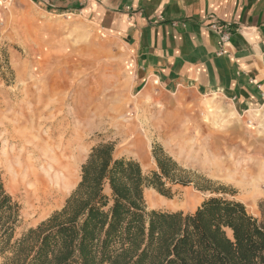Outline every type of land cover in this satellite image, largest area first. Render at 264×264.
I'll return each instance as SVG.
<instances>
[{"label": "rangeland", "instance_id": "rangeland-1", "mask_svg": "<svg viewBox=\"0 0 264 264\" xmlns=\"http://www.w3.org/2000/svg\"><path fill=\"white\" fill-rule=\"evenodd\" d=\"M59 8L46 0H0V129L9 126L11 135L23 129L37 142L51 143L73 167V185L58 205L42 211L28 207L25 189L0 165L6 190L22 206L19 233L64 207L81 181L82 166L100 144H112L116 159L138 162L147 175L158 170L153 150L160 147L192 172L191 178L224 189L200 191L198 180L173 186V197L166 198L148 188V210L194 213L205 200L220 196L242 202L264 221V193L253 194L242 185L245 173H264L255 169L264 167V106L236 110L227 100L206 106L194 99L189 107L167 108L142 98L133 76L123 74L127 53L119 35L79 10ZM128 134H138L145 154L123 146ZM216 165L224 174L215 172ZM155 198L163 202L154 206Z\"/></svg>", "mask_w": 264, "mask_h": 264}, {"label": "trees", "instance_id": "trees-1", "mask_svg": "<svg viewBox=\"0 0 264 264\" xmlns=\"http://www.w3.org/2000/svg\"><path fill=\"white\" fill-rule=\"evenodd\" d=\"M153 157L158 170L147 175L116 159L112 144L94 147L64 207L21 234L22 206L0 173L1 264H264V221L240 201L213 196L194 213L148 210V188L172 198L173 186L199 180L200 191H224L191 178L160 147Z\"/></svg>", "mask_w": 264, "mask_h": 264}, {"label": "crops", "instance_id": "crops-1", "mask_svg": "<svg viewBox=\"0 0 264 264\" xmlns=\"http://www.w3.org/2000/svg\"><path fill=\"white\" fill-rule=\"evenodd\" d=\"M46 1L119 35L127 53L123 74L133 76L142 98L167 108L194 99L206 106L227 100L236 110L264 106V0ZM213 23L228 28L226 55L218 54ZM127 136L123 146L145 154L138 134Z\"/></svg>", "mask_w": 264, "mask_h": 264}, {"label": "bare ground", "instance_id": "bare-ground-1", "mask_svg": "<svg viewBox=\"0 0 264 264\" xmlns=\"http://www.w3.org/2000/svg\"><path fill=\"white\" fill-rule=\"evenodd\" d=\"M4 126L5 128L0 129V165L7 167L11 173V179L25 189L28 207L35 210L41 208L45 211L49 205H58L73 185V167L64 159V153L53 148L50 142V147L45 142H37L23 129L13 131L15 135L14 133L11 135L9 126ZM12 127L14 129V126ZM10 130H12L11 127ZM35 156L39 159L44 157V159L41 158L39 161ZM261 168L256 167L255 169L262 172L264 167ZM214 170L216 173L224 174L221 166L216 165ZM243 178L246 181V185L242 184L245 189H250L253 194L264 193L260 188L261 183L264 184V173L254 175V172L249 171ZM162 202L159 198H155L150 203L158 206Z\"/></svg>", "mask_w": 264, "mask_h": 264}, {"label": "built area", "instance_id": "built-area-1", "mask_svg": "<svg viewBox=\"0 0 264 264\" xmlns=\"http://www.w3.org/2000/svg\"><path fill=\"white\" fill-rule=\"evenodd\" d=\"M210 29L212 31H216L220 34V50L218 52L219 55H226L228 52L224 49V45L228 43L230 39V34L228 28L226 26H220L218 23H213L210 25Z\"/></svg>", "mask_w": 264, "mask_h": 264}]
</instances>
